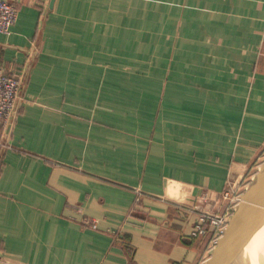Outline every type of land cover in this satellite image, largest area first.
<instances>
[{
	"label": "crops",
	"instance_id": "obj_1",
	"mask_svg": "<svg viewBox=\"0 0 264 264\" xmlns=\"http://www.w3.org/2000/svg\"><path fill=\"white\" fill-rule=\"evenodd\" d=\"M9 1L0 264H203L264 161V0Z\"/></svg>",
	"mask_w": 264,
	"mask_h": 264
},
{
	"label": "built area",
	"instance_id": "obj_2",
	"mask_svg": "<svg viewBox=\"0 0 264 264\" xmlns=\"http://www.w3.org/2000/svg\"><path fill=\"white\" fill-rule=\"evenodd\" d=\"M46 1V0H45ZM45 4V2H43ZM17 18V8L9 0H0V34H9L12 25ZM23 82V73H6L0 70V126L6 127L13 118L17 102L20 99V88ZM0 143V149H1ZM261 164V163H260ZM257 166L256 169L260 166ZM244 180L234 184L231 180H227L225 188L219 194L222 205L219 204V209L214 211H202L197 216L191 228V236L210 235V248H212L218 238L222 235L227 226V222L232 215L235 206L241 200L242 193L250 182ZM203 200L209 199L208 196H203ZM95 228V222L83 220Z\"/></svg>",
	"mask_w": 264,
	"mask_h": 264
},
{
	"label": "water",
	"instance_id": "obj_3",
	"mask_svg": "<svg viewBox=\"0 0 264 264\" xmlns=\"http://www.w3.org/2000/svg\"><path fill=\"white\" fill-rule=\"evenodd\" d=\"M54 0L49 1V7ZM242 202L234 209L227 226L210 249L203 264H233L227 252L247 231L264 223V161L241 196Z\"/></svg>",
	"mask_w": 264,
	"mask_h": 264
},
{
	"label": "rangeland",
	"instance_id": "obj_4",
	"mask_svg": "<svg viewBox=\"0 0 264 264\" xmlns=\"http://www.w3.org/2000/svg\"><path fill=\"white\" fill-rule=\"evenodd\" d=\"M256 171L257 169H254V172H250V174L246 176V180H249L251 175L253 176ZM242 183L243 182H241V185ZM254 262H256V264H264V228L253 236L244 248L243 246L240 248L239 256L234 264H254Z\"/></svg>",
	"mask_w": 264,
	"mask_h": 264
},
{
	"label": "bare ground",
	"instance_id": "obj_5",
	"mask_svg": "<svg viewBox=\"0 0 264 264\" xmlns=\"http://www.w3.org/2000/svg\"><path fill=\"white\" fill-rule=\"evenodd\" d=\"M240 201L242 202V198L241 200H239V202L237 203V205L235 206V208L238 206V204L240 203ZM262 228H264V223L260 226H255L251 229H249L247 231V233L245 234V236L240 239L239 241H237L235 244H233L228 252H227V255L229 257V259H231V261L233 262V264L235 263V260L238 258L239 256V251H240V248L244 246L248 243V241L253 237L255 236Z\"/></svg>",
	"mask_w": 264,
	"mask_h": 264
},
{
	"label": "clouds",
	"instance_id": "obj_6",
	"mask_svg": "<svg viewBox=\"0 0 264 264\" xmlns=\"http://www.w3.org/2000/svg\"><path fill=\"white\" fill-rule=\"evenodd\" d=\"M254 264H256V262H254Z\"/></svg>",
	"mask_w": 264,
	"mask_h": 264
}]
</instances>
